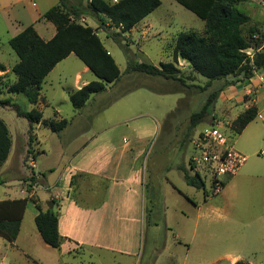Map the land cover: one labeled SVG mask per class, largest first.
Returning <instances> with one entry per match:
<instances>
[{
  "label": "rangeland",
  "instance_id": "obj_1",
  "mask_svg": "<svg viewBox=\"0 0 264 264\" xmlns=\"http://www.w3.org/2000/svg\"><path fill=\"white\" fill-rule=\"evenodd\" d=\"M106 1L117 3L120 0ZM3 2L0 1L1 4ZM34 2L39 4L40 9H44L50 6L53 1L34 0ZM161 2L162 5L149 18V21L155 26V30L147 34L141 43L131 45L132 40L130 38L119 39L117 37L114 39L115 28L100 25L92 17V11L89 9L90 0H67L69 9L75 11L80 17L77 22L89 26L90 24L94 25V22L98 24L99 28L96 30L100 32L102 42L123 72V78L120 84L114 85L108 91L93 95L82 110L76 111L70 101V90L77 88L79 84L95 81L96 77L92 72L82 74L83 64L81 60L75 55H71L60 62L55 72L46 80L48 83L45 84L42 91V97L45 100L40 101L37 107L30 105L23 96H17L15 100L11 99L23 110L30 111L37 108L42 112V123L34 126L32 131H30L28 120L18 117L13 108L6 106L0 108V117L10 126L14 142L9 168L5 174L0 176L2 179L0 183L5 184L8 178L18 180L11 181L9 184L11 187L7 188L8 190L16 195H21L20 191H25V197L31 198L32 202L40 205L39 196L43 201L45 200L43 187L46 188L47 182L41 176H35L39 182L32 183L33 173L44 174L48 177L53 170L56 175L61 174L65 159L81 154L85 150V146L94 140L110 141L118 147V151L122 149L123 152L124 145L127 143L135 144L139 138L142 139L141 143L145 148V153L142 155V160L145 159L142 182L147 189L145 208L148 222L151 220L148 211L150 206L147 201L149 198L148 187H157L159 178L166 182L164 185L166 189L171 184L166 181L169 179L179 189L185 190L195 202L202 200L201 191L190 188L187 190L182 170L186 168L190 175H194L191 170L192 145L199 128L217 122L226 136H232L231 129L234 121L230 117L232 114V117H235L243 111L244 105L233 106L232 112H230L231 106L222 105L223 103L217 110L215 108L216 103L225 93L223 89L226 82L237 86L241 84V78L229 77L228 80L214 81L208 86V81L205 78L186 70L185 76L180 74L181 78L185 77L183 83L171 80V85H159L155 83L156 81L151 83L150 80L141 78L145 77L141 74L137 73L140 75L137 77L132 72H128L129 63L132 60L151 62L157 67L170 62L173 46L181 32L202 33L205 30L204 21L176 1L161 0ZM23 6L25 4H20L17 9L23 13L24 18L20 20L26 24L27 21L25 20H31L30 17L29 19L26 18V12L33 11L36 15V11L31 5L26 4V8ZM7 19L6 14L1 15L0 63L11 68L18 61V57L8 44V38L14 30L7 25ZM105 23L108 24L109 21L106 20ZM252 25L259 27V34L261 35L260 38L255 37L253 39L252 45L254 47L264 45V22L258 21ZM136 37L141 38L139 35ZM247 52L252 55L255 54V50ZM78 74L81 75V81L76 82L75 76ZM11 81L12 79L8 74L0 79L1 101L9 100L6 85L10 84ZM155 89L159 91L153 93ZM167 89L180 91L169 94L162 92V90ZM213 93H217L218 98L210 106L209 113L202 121L193 122L192 116L202 111ZM221 110L223 112H220ZM213 114L215 116H212ZM136 116L140 117L134 121H128L129 123H124V121ZM62 119L69 121L68 126L59 134L53 133L48 128V122L51 120L59 122ZM143 128H146L144 135L140 131ZM137 131L141 133H137ZM141 134L143 136H140ZM31 138L32 142H30ZM233 140L236 150L243 154L247 160L242 168L241 176L225 192L231 198V206L228 210L231 224L212 227L215 235L209 237L205 244L214 256L230 257L218 260L213 264H236L237 262L264 264L263 122L257 118L241 135ZM109 150L113 152L116 149L110 147ZM168 166H170V170L163 172ZM38 186L42 187L36 191ZM206 188L210 191L211 185L206 183ZM119 196L113 194L110 197L108 194V201L113 205L114 202H119ZM46 198L49 202L54 203L52 207L54 209L55 204L60 201L62 196L56 197L55 194L49 193ZM215 200L219 201L220 198ZM32 202H29L27 206L25 227L32 215L35 216L37 213ZM47 203H44V206L49 208ZM161 204L162 202L159 205ZM185 213L191 218V213L186 211ZM158 230H160L159 235L153 238L151 229L147 225L144 227L139 238L138 255L131 259L132 264H209L214 261V259L207 258L203 253H195V249L188 257L184 246H174L175 244L172 243L166 245L165 236L168 230L163 224ZM198 238L196 239L198 240ZM9 251L8 242H2L0 264L8 263ZM5 252L7 254L6 259H3ZM75 252L81 253L82 250L76 248ZM63 262L65 264H90V259L85 253L74 258L66 256Z\"/></svg>",
  "mask_w": 264,
  "mask_h": 264
},
{
  "label": "crops",
  "instance_id": "obj_2",
  "mask_svg": "<svg viewBox=\"0 0 264 264\" xmlns=\"http://www.w3.org/2000/svg\"><path fill=\"white\" fill-rule=\"evenodd\" d=\"M0 1H4L2 4L0 3V18L2 14H6L8 17L7 25L14 30L13 34L8 38V42L30 25L34 26L35 30L44 41H50L56 35V27L51 22L42 18V16L50 8L58 5L60 0H51L53 1L52 4L44 9H40L39 4H36L34 0ZM44 2L46 3V1ZM20 4H25L23 8H26V4L31 5L36 11V15L33 11L26 12V18L29 19L30 17L31 19L25 20L27 21L26 24L20 20L24 18L23 13L17 9V6ZM244 10L251 17L253 24L258 21L264 22V0H249L244 6ZM9 14H11V16H9ZM150 15L136 25L130 32L122 34V36L118 38H130L132 40L131 45L138 44V42L141 43L147 34L155 30V26L149 21ZM106 25L109 26V23ZM90 26L95 29L99 28L96 22H94V25L90 24ZM115 32L118 33L119 30L115 28ZM98 35L100 37V32H98ZM137 35L141 38L139 39L136 37ZM256 37L258 38L259 35ZM107 38H109V35H107ZM105 48L108 50L106 46ZM260 50L261 49H258L257 51ZM173 51L170 62H173ZM249 51H253V49ZM108 52L111 54L109 50ZM17 62L18 61H16V63ZM137 62L138 61L132 60L130 63ZM177 63V68L180 70L181 74L184 75L187 70V72H193L198 76V74L193 71L191 65L182 58H178ZM0 64L4 65L3 63ZM150 64L153 63L150 62ZM59 65L60 63L46 77V80L55 72ZM4 66L6 67V71H0V77L8 74L12 79L10 83H14L16 81V77L12 73V68L14 66L11 68L6 65ZM81 71L82 74L91 72L84 64L82 65ZM137 73L138 72H133L132 74L137 77H140L138 74H141L145 76L141 78L150 80L151 83L156 81L155 83L159 85L172 84L170 83L171 80ZM122 74L123 72L121 71L120 80L115 84L109 85L106 91L114 85L116 86L121 83L123 78ZM75 77L76 82L81 81L80 74ZM184 78L185 77L182 78L183 81ZM228 78L226 80H228ZM46 80L43 84V88L45 84L48 83V81L46 83ZM177 82L181 83V81ZM87 83L88 82L79 84L77 88L70 91L79 90L87 85ZM231 84L232 83L226 82V86L223 89L225 93L216 103L215 109L217 110V108L226 104V106H231L230 112H232L233 106L237 107L239 105H244V110L239 112L237 116L232 117L233 114L231 113L232 115L230 118L235 121L240 114L255 105L258 108L257 118L264 124V74H258L252 80L241 83L240 85L238 84L237 86ZM154 91L159 90L155 89L153 93ZM176 91L180 90H162L163 93L167 94ZM17 96L20 95L9 94V99L15 100ZM37 105L33 106L37 107ZM220 112L223 111L221 110ZM212 116H215V114ZM139 117L140 116L130 118L126 120L127 122L124 121V123H129ZM0 119L7 125L11 136L12 132L10 126L3 118L0 117ZM145 130L146 128L140 129L143 135ZM140 131H137V133ZM142 134L140 136H143ZM141 140L142 139L138 138L135 144L127 143L124 145L123 152L122 149L118 151V147L113 145L110 141L94 140L85 146L86 148L81 154L65 159V164L62 169L63 172L61 174L56 175V173L51 170V174L48 177H44L47 182L46 188L43 187L45 190V200L43 201L40 196H38L43 211L49 210V208L44 206V203L49 202L46 198L49 193L55 194L56 197L62 196L58 202L59 204H55L54 211L58 215L59 233L63 238V243L59 249L51 248L46 245L36 225H33L35 224L37 213H35V216L32 215L31 220L25 227V212L20 232L15 242L11 243L0 236V246L2 242H8L10 245V258L7 264H65L63 259L66 256L74 258L84 255L85 253L89 256L90 264H132L131 259L136 258L138 255L140 247L139 238L144 227L147 225L151 229L152 237L155 238L159 235L160 230L158 229L161 224L168 230L165 236V244L168 245L172 243L175 244L174 246H184L187 250L188 257L195 249V253L200 252L205 254L210 260L214 259V261L209 264H213L218 260L230 258L229 256H214L205 243L208 242L209 237L211 238L215 235L212 227L221 224H231L230 214H228V210L231 206V198L225 192H227L231 184L241 176L242 170L237 176L228 181L220 195H213L211 191L207 190L206 186L205 189L199 190L188 185L184 178V173H182L186 168H183L181 173L187 190L197 189L202 192V200L199 202L192 200L185 190L179 189L178 186L169 179H166V181L168 184H171H169L170 187L166 189L164 186L166 182L159 178L157 180V187H148L149 198L147 201L150 206L148 211L149 218L152 220L148 222L145 208L147 189L146 185L142 182L143 169L145 170V159L143 158L142 160V155L145 153V148ZM13 145L14 142L12 139L10 155L6 163L0 168V176L5 174L9 168L8 166L13 155ZM110 147L116 150L111 152L109 150ZM94 148L96 149L94 150ZM169 170L170 166L166 167L163 172H168ZM35 176L42 177L43 175H37L35 173ZM15 180L17 179L8 178L5 184H0V201L25 198V191H20L21 195H16L7 189L11 187L9 185L11 181ZM39 187L42 186L36 187V191H38ZM108 194L110 197H112L113 194L116 196L120 195L119 202H114L113 205H111L108 201ZM216 198H220V200L217 201L215 200ZM161 202L162 204L159 205ZM185 211L191 213V218L188 217ZM196 238H198V240ZM76 248L82 250V252H75ZM3 255V259H6V252Z\"/></svg>",
  "mask_w": 264,
  "mask_h": 264
},
{
  "label": "trees",
  "instance_id": "obj_3",
  "mask_svg": "<svg viewBox=\"0 0 264 264\" xmlns=\"http://www.w3.org/2000/svg\"><path fill=\"white\" fill-rule=\"evenodd\" d=\"M185 9L204 21L205 30L181 32L176 39L173 51V62L163 63L157 67L150 63H130L128 72H138L150 77L165 80L181 81V72L177 68L178 58L191 65L194 72L208 81L224 80L228 77L241 78L248 82L258 74H264V45H252L259 35V27L252 25V19L244 9L249 0H174ZM162 5L161 0H120L109 3L106 0H90L89 9L92 17L100 25L109 21L119 30L114 39L130 32L136 25L156 11ZM56 27V35L50 41H44L34 26L26 27L20 34L9 40L8 44L18 57L12 68L16 77L14 83L7 86L10 95L23 96L31 105H37L45 99L42 97L43 84L54 68L70 55L74 54L95 75L96 80L76 91H70L69 97L74 110H82L90 98L107 90L108 86L120 80L121 71L105 48L95 28L77 22L80 18L70 10L67 0L50 8L42 16ZM255 50L253 59L247 53ZM261 49L260 51H257ZM0 71L6 67L0 64ZM2 77H0L1 79ZM233 85V84H231ZM213 93L202 111L192 116L193 122H200L209 113V108L217 97ZM11 107L17 116L28 120L30 131L42 123V112L34 108L23 110L12 101L0 100V107ZM258 116V108L253 105L240 114L232 125V139L242 134L245 128ZM69 121L51 120L48 128L53 133H60L68 126ZM32 142V138L30 139ZM12 148V138L5 122L0 119V168L6 163ZM184 178L188 185L199 190L205 189V182L198 174L190 175L184 169ZM45 175L43 174L42 178ZM32 183H38L33 173ZM228 181L226 182V184ZM1 184V183H0ZM225 184V186H226ZM31 198L0 201V236L9 242H15L20 232L21 223ZM36 207L35 225L46 245L59 249L63 238L59 233V219L54 209L43 211ZM236 264H247L237 262Z\"/></svg>",
  "mask_w": 264,
  "mask_h": 264
},
{
  "label": "built area",
  "instance_id": "obj_4",
  "mask_svg": "<svg viewBox=\"0 0 264 264\" xmlns=\"http://www.w3.org/2000/svg\"><path fill=\"white\" fill-rule=\"evenodd\" d=\"M247 53L253 59L254 55ZM221 128L217 122L199 128L192 145L191 170L201 177L205 186L211 185L213 195L222 193L226 182L239 174L247 160Z\"/></svg>",
  "mask_w": 264,
  "mask_h": 264
},
{
  "label": "water",
  "instance_id": "obj_5",
  "mask_svg": "<svg viewBox=\"0 0 264 264\" xmlns=\"http://www.w3.org/2000/svg\"><path fill=\"white\" fill-rule=\"evenodd\" d=\"M47 204H48L49 209H52L54 203L53 202H48Z\"/></svg>",
  "mask_w": 264,
  "mask_h": 264
}]
</instances>
